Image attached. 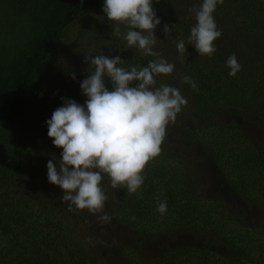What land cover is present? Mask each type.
I'll return each instance as SVG.
<instances>
[{"label": "trees", "instance_id": "1", "mask_svg": "<svg viewBox=\"0 0 264 264\" xmlns=\"http://www.w3.org/2000/svg\"><path fill=\"white\" fill-rule=\"evenodd\" d=\"M185 2L189 12L179 22L161 2L153 8L161 19L154 50L175 64L155 86L178 88L187 105L167 126L160 154L146 163L138 192L112 188L105 174L104 212L91 213L69 211L58 186L47 185L46 164L53 155L59 164L62 149L45 124L62 97L84 103L79 83L89 65L77 66L72 86L71 79L58 81L51 95L36 91L41 66L103 0H0V264H264V219H245L246 209L264 211V0L218 4L216 51L209 58L187 45L181 62L176 43L187 41L202 0ZM101 18L111 24L93 26L99 54L119 55L125 68L154 59L127 48L124 25L118 37L116 23ZM165 24L172 27L167 38ZM232 55L241 65L234 77L226 65ZM185 75L198 91L183 83ZM105 84L111 88L107 78ZM205 173L219 188L214 198ZM104 213L108 221L98 218ZM109 226L126 231L99 246L98 228Z\"/></svg>", "mask_w": 264, "mask_h": 264}, {"label": "clouds", "instance_id": "2", "mask_svg": "<svg viewBox=\"0 0 264 264\" xmlns=\"http://www.w3.org/2000/svg\"><path fill=\"white\" fill-rule=\"evenodd\" d=\"M223 2L202 0L200 7L193 10L196 23L187 41L176 43L181 62L187 45L209 58L216 51L214 41L222 33L213 14ZM154 3L159 0H103L101 11L107 21L116 23V36H120L119 25H124L127 48H136L142 56L154 59L146 66L125 68L119 55L84 57L89 74L79 88L86 100L80 104L62 97L61 106L45 121L47 137L54 147L62 149L59 164L54 155L46 164L47 182L59 187L62 201L69 202V211L104 212L107 196L101 182L105 174L112 188L124 187L130 194L137 193L146 179L142 174L146 163L161 152L167 126L175 122L177 114L187 105L178 88L155 86L156 77L171 75L175 64L154 50L158 40L155 30L161 24ZM162 32L165 38L170 37L172 27L165 24ZM226 65L230 77L241 70L235 55L228 58ZM70 78L75 81L76 74L71 73ZM105 78L111 84L110 89ZM183 83L199 90L188 75L183 77ZM157 211L161 215L166 213V200L158 204ZM98 218L110 219L106 213Z\"/></svg>", "mask_w": 264, "mask_h": 264}, {"label": "rangeland", "instance_id": "3", "mask_svg": "<svg viewBox=\"0 0 264 264\" xmlns=\"http://www.w3.org/2000/svg\"><path fill=\"white\" fill-rule=\"evenodd\" d=\"M159 2L162 3V5L160 6L163 5L165 6L166 11L171 10L170 12H172V14L174 13L173 15L174 19L175 20L178 19V22L181 21L182 20L181 18H184V16L189 12L185 0H159ZM170 6L172 7V9ZM101 8L102 6L99 7L97 11L91 12L90 14H87L84 17H82V19L67 32L66 36L62 40L60 46L58 47L54 55L51 57V59L41 66L40 71L38 73V79L43 88L41 87V91H36V94H40L43 90H45L46 91L45 95H49V94L51 95L52 91H56L55 86L59 83L58 81H62V82L64 80H66L67 82L71 81L70 74L73 72H77V66L82 65V63L85 62L84 57L89 55H99V52L96 51L97 45L94 44L93 42L98 34L92 32L93 31L92 29H94V27L98 29L99 25L101 27H105L111 24V23H106V21H104L101 18L103 15ZM157 16L160 17V15ZM98 33L101 34L100 32ZM113 39L114 38H111L110 40ZM183 40L186 41V38H184ZM256 43L258 46L261 45V41L259 40ZM73 83L74 82L72 80L69 83V85L72 86ZM232 118H235L234 120L239 123L240 121L239 116L236 115L235 117L233 116ZM205 163L206 162L204 161L203 166L205 165ZM208 167H209L208 169L209 173L213 174L214 173L213 166H208ZM204 175L207 176L206 178L207 181L205 182L208 184V188L206 192L210 197L214 198V196L220 194V192L218 193L219 188L215 189L214 187L215 185L214 186L212 185L213 181H211V179L206 173ZM47 185L50 187H54V185L51 184H47ZM57 189H59V187H57ZM225 190H227L225 187L224 189H221V191L223 192ZM246 212L247 214L245 213L246 214L245 219L246 222L248 223H253L258 220L264 219V211L259 210L256 207L246 209ZM98 229L100 232L98 233L97 241L99 246H101L104 243V247L108 239L113 240L116 237L117 231H126L124 228H110V226L109 228L100 227ZM128 233L134 235L130 231ZM126 244H127V239L125 240V245Z\"/></svg>", "mask_w": 264, "mask_h": 264}]
</instances>
